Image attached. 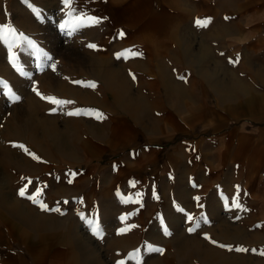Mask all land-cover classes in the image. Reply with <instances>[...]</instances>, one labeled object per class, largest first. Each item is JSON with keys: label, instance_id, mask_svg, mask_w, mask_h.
<instances>
[{"label": "crops", "instance_id": "1", "mask_svg": "<svg viewBox=\"0 0 264 264\" xmlns=\"http://www.w3.org/2000/svg\"><path fill=\"white\" fill-rule=\"evenodd\" d=\"M21 4L22 17L14 26L34 32L25 37L32 44L21 45V37H12L13 46L20 45L19 61L6 66L0 49V74H7L11 97L20 98L27 116L35 112L29 123L23 117L17 123L26 128L42 158L52 163L77 160L92 142V133L105 138L104 127L110 128L114 118L122 124L132 121L140 144L149 141L145 135L141 140L142 129L146 135L152 133L144 118L156 119L158 110L183 121L205 107L207 94L223 105L230 97L221 89L220 79L233 82L235 93L252 107L264 108V92L253 89L252 83L258 79L264 85V0H70V6L63 0H22ZM45 97L64 103L56 105ZM14 110L23 111L20 106ZM39 130L42 138L49 134L51 140L40 143ZM70 136L79 137L72 142L75 146L68 145ZM49 143L58 155L49 156ZM127 153L128 158L136 156L139 176L140 158L146 152L136 145V151ZM22 160L19 168L29 169ZM240 165L229 183L225 177L206 186V173L196 183L177 182L167 191L160 212L150 181L141 182L137 176L118 185L121 193L116 197L101 194L93 199L88 171L80 170L74 181L53 173L38 183L47 193L34 205L60 211L31 214L24 209L27 205L19 204L24 207L20 210L15 203L11 222L20 234L0 237V264H171L174 250L156 241L174 238L203 239L196 250L208 264H264V242H259L264 240V145L260 157ZM68 190L75 194L57 195ZM143 190L149 191L148 198L137 197ZM124 191L128 194L123 197ZM222 213L227 214V226ZM174 214L182 218L176 221ZM90 222L100 229L99 237L92 234ZM223 232L235 238L228 242V250L221 247ZM125 238L127 244H115Z\"/></svg>", "mask_w": 264, "mask_h": 264}, {"label": "rangeland", "instance_id": "2", "mask_svg": "<svg viewBox=\"0 0 264 264\" xmlns=\"http://www.w3.org/2000/svg\"><path fill=\"white\" fill-rule=\"evenodd\" d=\"M18 1L0 0V26L4 27L6 33L9 28L15 30L14 33L7 35L6 41L2 40L0 45L3 52L2 60L6 66L18 62L20 56V45L13 46L11 38L15 35L20 38L19 34L25 38L26 35L34 33L22 29L23 26H14L15 19L18 16L22 17V0ZM9 47H11L12 53L14 50L18 51L16 56L14 54V58H10ZM255 67H257L256 62L254 63ZM5 75L7 74H0V237L7 233L14 236L20 234V231L15 229L14 223L11 222L14 217L10 213L14 206H17L15 203H18L20 210L24 207L22 208L19 204L27 205L28 208L24 209L31 214H53L51 209H59L47 205L49 210H42L41 207L34 205L36 203L18 194L23 187H27L29 194H34L36 189H39L38 183L51 179L53 173H60L65 181L68 178H72L74 181V177H78V172L83 169L90 174L88 181L93 185L91 191L93 199L99 198L101 194H108L110 197L119 195L121 191H119L118 185L137 176L136 156L128 158L127 155V152L136 151V145L141 151L146 152L145 155H141V174H138L137 177L141 182L147 184L150 181L158 202V212L161 211V208L164 211L167 191L174 189L177 182L180 183V186H183L185 182L196 183L197 178H201L206 173L208 175L203 180L207 184L206 186L214 182H223L225 177H227L226 182L229 183L232 171L244 163L245 159L247 161L256 160L262 155L264 108L252 107L244 100L242 94L235 93L233 82L228 79H220L221 89H224L230 97L223 105H217L213 101L212 94H207L205 107H201L198 112H190L191 118L183 121L166 117L168 114L166 110H158L156 119L144 118L145 122L151 125L152 133L146 135L142 129L141 140H145L144 137L148 136L149 141H143L140 144H136V127L130 124L132 121L126 119L125 124H122V120L114 118L110 128L104 127L105 138L102 137L103 140L92 133V142H88L85 147L86 151L83 152L86 157L80 152L81 157L77 155V160H67V163H64L63 161L66 159L61 160L62 162H57L59 159H56L57 163L53 162V164L46 158H42L43 156L36 150V144L30 143L31 139L24 131L26 128L20 127V123H17L22 117L29 123V119L36 118V114L33 112L34 116H30V114L27 116L25 104H21L20 98L17 99L15 94L11 97V90L6 86L8 77ZM252 83L253 89L260 93L264 92V85L258 79H254ZM18 90L20 93L21 88L18 87ZM15 106H20L24 112L15 111ZM11 119L12 127L10 126ZM184 122L188 125L181 124ZM58 125L61 128L62 123L58 121ZM29 129L34 130V133L37 131L35 127ZM41 134L42 132L39 130L37 137L41 140L40 143H47L51 140L49 134H44L43 138ZM69 138L68 145L75 146L76 143L72 142L79 137L70 136ZM99 139L101 141H98ZM46 147L49 156L58 155L54 144L49 143ZM22 157L28 162L29 169L25 168L27 166L20 169L17 165V163H24ZM240 167L243 166L240 165ZM29 181H31L30 184ZM46 193L40 190L39 196L34 195L35 201L37 202L38 198ZM48 193L50 194V192ZM63 194L68 197L75 193L68 190L66 193L57 195L63 196ZM125 194L128 192L124 191L123 197ZM148 195L149 191L143 190L137 197L144 199L148 198ZM120 197L122 198V195ZM49 198L52 200V197ZM173 198L175 199V197ZM51 200H46V203L51 202L50 205H52ZM181 218V214H174L176 221ZM225 218H227V214L222 213V223ZM224 223L227 226L228 223L225 221ZM225 225H222V228ZM223 234L225 235H221L220 238L221 245H223L222 250H228V242H235V238L230 239L226 232ZM165 241L157 240L156 242L160 246L168 247L167 250H174L171 264H208L198 256L201 250H196L197 243L201 246L203 239L174 238ZM128 242L129 240L125 238L117 240L115 244L118 246L120 243L124 245ZM259 242H264V240ZM156 264L158 263L156 262Z\"/></svg>", "mask_w": 264, "mask_h": 264}, {"label": "snow or ice", "instance_id": "3", "mask_svg": "<svg viewBox=\"0 0 264 264\" xmlns=\"http://www.w3.org/2000/svg\"><path fill=\"white\" fill-rule=\"evenodd\" d=\"M63 2H64V4L66 6H70V0H63ZM91 19H95V18H91ZM197 23H199V21ZM61 27H64V25H61ZM14 32H15L14 29L9 28L7 30V33H6L4 27L3 26H0V40H5L6 41L7 35L12 34ZM19 35L21 37V45H23L24 43H27L29 45L32 44V42L30 40H27V38H24L22 36V34H19ZM89 47H94V46L93 45H89ZM9 52H10V58H14V53H12L11 47H9ZM45 98L48 99L51 103L56 104V105H60V104L64 103L63 101L57 100V99H55L53 97H45ZM17 99H18V97H17ZM69 114L71 115V113H69ZM99 118L100 117L98 116L97 119H99ZM30 183H31V181H29V184ZM18 194L21 197H26L27 199H29L33 203H36V201L34 199V195L35 196H39L40 195V189H36V192L34 194H29L28 191H27V187H23V188H21L19 190V193ZM39 206L41 207L42 210H45V211L49 210V207L46 204H40ZM51 210L52 211H56V212H59L60 211V209H51ZM90 230H91V232H92V234L94 236L99 237V235H100V229L97 226H95L94 224H92L91 222H90ZM189 231H192V229H189ZM221 247H223V245ZM241 250L242 249H237V251H241Z\"/></svg>", "mask_w": 264, "mask_h": 264}, {"label": "bare ground", "instance_id": "4", "mask_svg": "<svg viewBox=\"0 0 264 264\" xmlns=\"http://www.w3.org/2000/svg\"><path fill=\"white\" fill-rule=\"evenodd\" d=\"M1 70V69H0ZM4 70V69H3ZM260 75V74H259ZM50 126V125H49Z\"/></svg>", "mask_w": 264, "mask_h": 264}]
</instances>
